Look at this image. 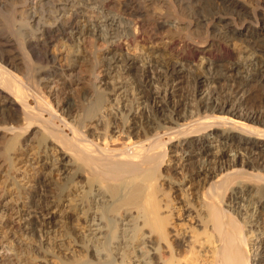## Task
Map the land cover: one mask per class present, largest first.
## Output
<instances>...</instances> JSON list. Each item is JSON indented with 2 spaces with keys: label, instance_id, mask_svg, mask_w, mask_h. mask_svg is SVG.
Returning a JSON list of instances; mask_svg holds the SVG:
<instances>
[{
  "label": "bare ground",
  "instance_id": "6f19581e",
  "mask_svg": "<svg viewBox=\"0 0 264 264\" xmlns=\"http://www.w3.org/2000/svg\"><path fill=\"white\" fill-rule=\"evenodd\" d=\"M187 1L196 5V16L199 17L197 23L195 22L197 26H202L203 20L206 24L223 27L232 37L247 36L254 49L258 50L256 55L264 53V6H259L261 2H258L256 7H250L240 0H213L222 4V7H229L230 15L217 13L214 17L211 15V18H204V0ZM47 2H43L42 6H52V10H47V13L41 16L35 11L32 12V7L29 8L31 16L28 17L35 21L33 26L36 25L35 32L39 35L28 40L27 46H30L29 55L40 61L52 62L51 64L55 63V58L51 57L46 47L54 37L69 35L74 39L87 41V38L92 36L107 44H116L119 36V18L122 15L132 22L135 29L132 36L135 40L147 39L153 42L159 40L158 36L164 30L173 29V25L166 18L157 16L159 14L150 16L139 4L137 6L135 3L138 0H105V8H114L122 15L116 16L118 12L116 15L105 13L101 19L95 21L74 19L89 7L91 2L88 0H57L59 5H55L53 1ZM70 6L73 8L70 14L72 19H62L61 12ZM242 13L247 15L246 19L242 18ZM11 15L18 19L17 10L13 9ZM25 19L21 22H25ZM24 25L27 26L26 23ZM15 33L18 40L20 37L22 39L21 32ZM179 43L185 46V51L179 53L178 61L166 66L162 64L164 68L151 62L135 66L133 57L125 55L121 58L117 55L105 58V65L108 67L119 62L123 72L134 71L132 81L139 99L151 106L156 117L170 123L167 129L170 131L168 139L169 142H176L174 149L168 147L167 140L162 137L163 131H160L161 124L154 120L145 107H139V111H134L130 118L124 121L115 118L110 119L114 120L112 122L102 120L100 124L96 123L95 129L89 127V123L100 120L98 116H107L103 115L106 96L102 92L96 91L88 102L86 100L87 103L81 101L82 104L75 106V110H80L76 120L71 119V112L76 105L72 97L63 102V111L60 113L58 106L49 100L47 92L40 87V78L32 75L31 65L26 61V72L18 73L16 69L20 67H16V62L23 58L14 55L11 47L10 50L3 47L0 49V120L3 121L4 127L12 132L9 135V132H5L8 136H4L0 141V162L8 163V167L13 168L15 162L12 153H23L19 148L21 144H25L38 155L47 153L46 148L51 145L58 146L61 161L69 158L68 161L73 163V171H68L66 177L55 179L56 171L66 170L67 164L60 162L62 165L57 170L51 168L48 174L35 180L34 189L29 192L30 199L26 204V222L20 230L28 237L38 240L44 235V228L47 233V229L56 226L57 215L51 214V208L55 203H59L68 191L70 193V183H74L77 188L72 201L75 203V200H81L86 203L80 211V204L72 206L77 215L68 214L64 222L65 234L60 232L61 236L69 235L80 249L68 257L60 255L58 263L264 264V245H258L255 251H251V219H241L242 210L239 205L245 198L241 195V184L246 186L249 195L256 189V203L260 211L257 215V211H251L249 215H256L253 227L262 228L264 112L247 111L242 107V103L248 95L246 87L250 85L249 82L253 83V86L264 85V59L257 58L258 65L246 76L243 75L245 70L241 62H209V73L197 75L194 79L197 97L189 98L188 100L192 101L190 103L183 99L186 98L183 93H178L187 81V60L194 58L198 52L207 53L210 49H203L202 44L197 47L194 39L192 42H183L176 36L166 42V47L175 50ZM12 45L15 46V43ZM221 47L227 55L231 53L230 45L222 44ZM56 68V71L54 68L49 69L43 79H48L47 75H57ZM42 73L45 74V71ZM222 80L227 83H222ZM206 81L215 83L216 89L210 90ZM103 84L109 89L107 82ZM159 84L164 87L160 89ZM204 86L209 90H203L207 89L203 88ZM164 90L166 94L163 95ZM84 95L87 94L83 92ZM175 95L177 98H173ZM189 108H194L195 113H190ZM35 126L39 127L40 131L30 140V137L25 135ZM167 130L164 131L167 133ZM212 139L220 142L218 152L213 150ZM171 150L175 152V155H171L174 156L173 164L167 166L165 162L170 157ZM229 151L234 152L233 157ZM179 153L183 162L177 157ZM45 159L41 158L42 165L47 166L48 161ZM195 188H198V191ZM81 189L83 190L80 192ZM94 191L97 194L91 199ZM177 191H181L184 198L177 196ZM196 192L204 200V211L202 207L197 209L200 226L204 229L191 230L192 239H185V235L181 236L179 225L175 224L179 210L185 207H177L176 204H182L184 199L187 204H196L193 201ZM98 196L100 197L97 198ZM94 207L96 211H93ZM92 223L97 225V231H92L93 228L90 227L91 233L88 234L86 230L89 227L86 230L78 228L82 225L92 226ZM171 228L176 233L171 235ZM52 248L54 250V247ZM28 250L29 253L39 256L48 251L43 250L41 245L32 246Z\"/></svg>",
  "mask_w": 264,
  "mask_h": 264
},
{
  "label": "rangeland",
  "instance_id": "374dc122",
  "mask_svg": "<svg viewBox=\"0 0 264 264\" xmlns=\"http://www.w3.org/2000/svg\"><path fill=\"white\" fill-rule=\"evenodd\" d=\"M52 1L55 5H59L57 4V0H49L48 2L52 3ZM88 1L91 2L88 5L89 7H86L83 10V14L76 16L74 18L75 21L84 19L85 21H95L101 19V17L105 15V13H113L116 15V12H118L116 16L120 17L122 15L120 11L115 10L114 8H105V5H103L105 0ZM240 1L245 2L250 7H256V5H259L258 2H261V5L259 6H264V0ZM43 2H47V0H0V40H2L0 42V49L3 47L4 49L10 50L11 47V52L14 55L23 58L21 59V61L19 60L18 62H16L18 64H16V67H20V69L17 68L19 69V71L16 69L18 73L20 72V74H23L24 72H26V61L29 66L31 65L30 69L32 71V75L36 78H40V87L43 88L45 93L47 92L46 94L49 95V100H51L56 106H58L60 113L63 111V102L67 100L68 97H72L73 103L76 104L74 105V111H72L73 113L71 112V115L73 114L71 119L73 120L79 118L80 115V110L76 109V111L75 106H79L82 103H87L88 99L90 100V98L95 95L96 91L104 93L106 96V102L104 105L105 113H103V115L106 114L107 116L105 118L101 115L102 119L101 116H98V118L100 117V120L89 123V127L93 129H95L96 123L100 124L102 120L112 122L114 120L110 119L115 118L119 121H124V119L130 118L131 114L134 111H139V107H145L146 111L154 118V120L161 124L160 131H163L162 137L167 140L168 147L174 149V145L176 144L175 141L169 142L168 139L169 130L167 129L170 123H166L159 117H156L157 115L154 114L151 106L149 104L147 105L146 103H143V100L139 99L140 96L132 81V72L134 71H129L127 73L123 72L122 65L120 66L121 63L119 62L114 63V65L108 67V65H105L107 62L105 60L106 57L110 58L114 55H117V57L121 58L122 55H125L133 57L135 66L143 65L146 62H151V64L154 63L157 64L158 67L164 68V65L166 66L168 63L175 62L176 60L178 61L180 56L179 53L185 51V46L182 43H179L175 50H170L166 47V42L169 41L172 36L180 38V40H183V42L186 40L192 42L194 39V42L196 41L197 47L199 46V44H202L203 49L210 50L207 53L198 52L194 56L195 59L191 58L192 60H187V81L183 84L182 91L179 90L178 93H183V95L186 96V98L183 99H185L186 102L190 103H192V101L188 100L189 98L197 97V86L196 84H194V79L197 75H207L209 73V62H225L226 60L241 62L243 64V70L246 71L243 72V75L246 76L250 70L258 65V59H260V57L264 59V53L262 55H256V53H258V50L254 49V47L252 46V42L249 41L247 36L240 35L238 38L232 37L230 32L226 31L223 27L221 28L219 25H212V23L206 24L203 20L202 26H197L196 23L199 17H197L198 15L195 11L196 5L192 1L186 0V2H183L182 0H138L137 3L134 2L137 6L139 4V6L144 9L150 16L159 14L157 16L166 18L170 21V24L173 25V29L171 28L167 31L164 30V32L159 35L160 37L158 36L159 40L153 42L147 39L142 41L135 40L134 36H132L134 34L133 30H135L132 22L127 17H124L122 15L121 18H119V36L118 42L116 44H107L102 39H94V37L92 36L88 37L87 41H80L74 39L73 37H70L69 35L67 37L60 35L54 37V39L46 47L47 51L51 54V57H53V59L55 58V63L51 64L52 62L42 60L40 61L29 55L30 46H27L28 40L32 39L34 36L37 37L39 35L35 32L36 25L33 26L35 21H31L28 17V15L31 16V10L29 8L32 7V12L35 11L39 16L47 13V10L49 11V9L52 10V6H42ZM222 6L223 5L220 3L218 4L217 1L208 0L205 2L204 0L202 3V17L211 18L212 16L214 17L217 13V15H230V9H228L229 7L227 8L226 6H224V8ZM13 9L17 10V20L16 18L14 19V17L11 15ZM72 9L73 8L71 6L68 7V9L66 8L64 12H61L60 17L62 16L63 18H61L64 20H71L72 18L70 14L72 13ZM52 15L54 19V11L52 12ZM241 16H243L242 18L245 17V19L247 17L245 13H242ZM23 19H25L26 21L21 22V20ZM175 19H177L178 21H176ZM25 23L27 24V26L24 25ZM80 23L84 24L85 22H79V24ZM15 32H21L22 39L20 37V40H18ZM136 32H138V29L136 30ZM262 36H264V34ZM11 41L12 44L15 43L16 47L10 43ZM201 41L205 42L201 43ZM222 44L230 45L231 53L227 55V53L221 47ZM9 53L10 52H8V54ZM0 54L1 59L2 53L0 52ZM27 56L30 57V59H28ZM19 62L22 63L20 64ZM102 64H104L105 66ZM22 65L25 67H23ZM53 68L54 70L55 68L58 70V74L47 75L48 79H43V76L46 75L49 69ZM43 70L45 71V74L42 73ZM223 81L224 80H222L221 82L224 84L227 83V81ZM103 82H107V84H109V89L106 88V85L104 86ZM207 83L210 90H214V88L216 89L217 85L215 83L206 81V85ZM248 84H250L248 85V87H246L248 90V95L246 96L245 101L242 103V105H244L242 107H244L247 111H255V113L264 112V85L253 86V83L251 82H249ZM159 86L160 89L164 87L163 84H159ZM222 86L224 85L222 84ZM104 88L108 90H105ZM203 88L207 87L204 86ZM203 90L207 91L209 89L207 88ZM83 92L87 95L83 96ZM162 93L163 95L164 93L166 94L165 90ZM85 96L87 98H85ZM173 98H177V96L175 95L173 96ZM189 110L192 111H189L190 113H195L194 108H189ZM115 116H117L119 119ZM93 125L95 126L93 127ZM164 130H167V133ZM30 131L26 133L25 136L30 137L31 140V138L34 137V135L38 131H40V129L39 127L35 126L34 128L30 129ZM5 132H9L8 135L12 134L11 131L7 130V128L4 127L3 121L0 120V141L4 136H8L7 133L5 135ZM22 139H24V137H22ZM212 140L213 141H211V144L213 145V150L214 152H218V150L220 149V142L214 139ZM19 149L23 150L24 152L20 153L19 151H17L16 153L18 154V156H16V153H12L13 155L11 154L15 162V166L13 168L11 166L8 167V163H4V165L2 163L3 161L0 162V264H60L58 263L59 260H57L59 259L58 257L60 255L63 257H68L74 253H77V251L80 249V246H78L76 242L72 241L69 235L61 236L60 234V232H62V234H65L66 227L64 222L66 221V216L68 214L74 213L77 215V211H74L72 209V206H74L76 203L80 204V211L81 208L86 204L82 203L81 200H78L77 202L75 200V203L74 201H72L75 197L74 192L77 189L74 186V183H70L71 185H69V188L71 187L73 190L71 189L70 193L68 191L61 198L60 202L58 203L56 201L57 203H55V205H53L51 208V214L57 215L58 226L56 225L54 227H50L49 229H47L49 230L47 231V233L46 229L44 228V235H42L43 237L40 236L38 240L28 237V235L24 234L20 230V228L26 222V204L30 199L29 192L34 189L35 180L38 177L45 175L46 173L48 174V171L51 168L53 170H57L58 167L62 165L60 162H65L67 164L66 170L62 169L56 171L57 174L55 175V179L59 180V178L66 177L68 171H71L70 173H72L73 169L71 167H73V163L71 162V160L68 161L69 158L61 161V157L59 154L60 148L58 146L53 147L51 145L46 148L47 153L43 152L39 155L36 154L31 147L28 148V145L25 146V144H21ZM173 153L175 155V152H172L171 150V152L169 153L170 157L167 158L165 165L170 166L173 164L172 159L174 156H171L173 155ZM228 153L233 157V151H229ZM177 157H180L181 162H183L181 153H179ZM41 158H46L45 160L48 161L47 166L42 165ZM54 162L55 165H53ZM162 183H164V181ZM240 187H242L243 189L241 195L243 196V198L245 197L244 200H241V203L239 204L240 209L242 210L240 212V217L241 219L244 218V220L248 218L251 219L249 226H252V232H249V236L251 238L249 244L251 246V251L253 252L258 247V245H264V211L261 216V225H263L262 228H257L256 226L253 227L256 223V215L260 211L256 203L258 194L256 193V189H253L252 193L249 195L246 192V186L243 187V185L241 184ZM82 190L83 189H81L80 192ZM195 190L198 191V188H195ZM94 192L91 195V199H94L95 195L97 194L96 192L94 194ZM77 193H79V191ZM181 195V191L180 193L179 191H177V196L184 198V195ZM99 197L100 196H98L97 198ZM192 197L193 196H191V198ZM184 201L186 202V205ZM184 201L182 204H176L177 207H180L181 205L182 208V205H184L185 208L179 210L178 213L180 214H177L178 220H176L177 222H175V224L177 223L179 225L178 227L180 228L182 237L185 235V239H192L191 236L193 233L191 232V230H197L199 228L198 230L202 231L204 229V227L200 226V216L198 214L199 211H197V209L201 207V209H203L202 211H204V200L202 199L201 195L196 192V196L193 197V201L194 203L196 202V204H187V201L185 199ZM238 201H240V199ZM239 205L237 204V206ZM93 211H96V207L93 208ZM251 211H257L256 215L250 217L251 215L249 214ZM51 214L48 215L50 216ZM79 215L80 214H78V216ZM89 222L91 223V220H89ZM89 222L88 224H90ZM90 227L93 228L92 231H97V225H93V223L92 226H78V228H80L81 230L88 229L86 230L88 234L91 233ZM58 231L59 233H57ZM173 232L176 233V231L171 228V235ZM39 245L42 246L43 250L48 249V251H44L47 253H43L44 255L42 254V256H39L28 252V249L30 247ZM52 247H54V250H52ZM165 248L166 245L164 249ZM198 249L202 250L199 247ZM164 255L166 256L168 254Z\"/></svg>",
  "mask_w": 264,
  "mask_h": 264
}]
</instances>
